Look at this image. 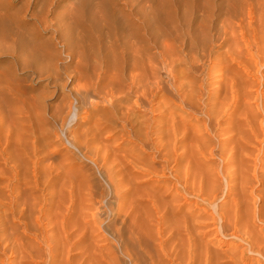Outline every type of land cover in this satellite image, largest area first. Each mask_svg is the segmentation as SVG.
<instances>
[{
	"label": "rangeland",
	"instance_id": "374dc122",
	"mask_svg": "<svg viewBox=\"0 0 264 264\" xmlns=\"http://www.w3.org/2000/svg\"><path fill=\"white\" fill-rule=\"evenodd\" d=\"M28 1L8 9L17 26L0 24V263L171 264L156 191L181 211L166 233L176 262L264 264V0ZM221 207L228 226L198 218ZM215 231L227 243L204 257Z\"/></svg>",
	"mask_w": 264,
	"mask_h": 264
},
{
	"label": "bare ground",
	"instance_id": "6f19581e",
	"mask_svg": "<svg viewBox=\"0 0 264 264\" xmlns=\"http://www.w3.org/2000/svg\"><path fill=\"white\" fill-rule=\"evenodd\" d=\"M27 2H29L28 0H27ZM33 2V1H32ZM15 3L16 2H14V0H7V2H1L0 1V24H3V26H4V24L5 23H11V24H13L14 26H17L19 23H18V19L15 17V15L14 16H12L11 17V14H9L8 13V9L9 8H12V7H14L15 6ZM18 3V2H17ZM27 4V3H26ZM31 5V4H30ZM28 8V7H27ZM252 10V9H251ZM45 11V10H44ZM253 13V12H252ZM21 16H23V15H21ZM254 16V15H253ZM30 17V16H29ZM248 17V16H247ZM22 19H23V17H21ZM34 19V18H33ZM30 20V19H29ZM40 20V19H39ZM38 20V21H39ZM48 20V19H47ZM28 21V20H27ZM37 21V23H39ZM46 21V20H45ZM24 22V21H23ZM36 22V21H35ZM248 22H249V20H248ZM21 23H22V21H21ZM28 24H29V22H27ZM45 23V22H44ZM48 23H50V22H48ZM240 24H241V22H240ZM22 25H23V23H22ZM25 25V24H24ZM27 25V24H26ZM33 25V24H32ZM34 25H36V24H34ZM49 25V24H48ZM14 26L12 27V29H11V31H10V29H9V27H8V29H7V31L4 33V37L5 38H8V37H10L12 34L10 33V32H12L13 31V28H14ZM40 26V25H39ZM60 26H62V25H60ZM240 26V25H239ZM37 27V26H36ZM120 27V26H119ZM237 27H238V25H237ZM37 28H39V27H37ZM239 28H242V27H239ZM36 29V28H35ZM45 29V28H44ZM118 29V27H117V22H115V21H113V22H111L110 23V29H109V33L111 34V37H112V39H113V42L115 43V44H117L118 43V41L122 38L123 39V34H121L120 32H119V30H117ZM229 29V28H228ZM64 30V29H63ZM253 30V29H252ZM2 31V30H1ZM128 32V31H127ZM232 32V31H231ZM238 32V31H237ZM1 33V32H0ZM240 33V32H239ZM239 33H236V34H239ZM252 33V32H251ZM3 34V33H2ZM241 34V33H240ZM55 35H57V34H55ZM247 35V34H246ZM237 36H239V35H237ZM17 38V37H16ZM241 39V38H240ZM247 39V38H246ZM1 41V40H0ZM8 41V40H7ZM14 41H15V39H14ZM14 41H12V42H14ZM243 41V40H242ZM6 42V41H5ZM48 42V41H47ZM1 43V42H0ZM7 43V42H6ZM5 43V44H6ZM129 43V42H128ZM245 43V42H244ZM4 44V43H3ZM56 46V45H55ZM247 46V45H246ZM54 47V46H53ZM66 48V47H65ZM114 49H113V52H114V50L115 51H118V48H117V46H114L113 47ZM261 47L259 46V49H260ZM119 49H121L120 47H119ZM57 50V49H56ZM51 51V50H50ZM112 51V50H111ZM132 51L133 50H125L124 52L125 53H127V52H129V53H132ZM59 52V51H58ZM47 53H49V52H47ZM46 54V53H45ZM93 54V53H92ZM179 71V70H178ZM159 88H160V86H159ZM159 90V89H158ZM158 93V92H157ZM162 98V97H161ZM166 99V98H165ZM164 98H163V100H165ZM235 99V98H234ZM163 103V102H162ZM161 103V104H162ZM169 105V104H168ZM206 105H208V104H206ZM210 106V105H209ZM152 108V107H151ZM169 108V107H168ZM207 110V109H206ZM220 110V109H219ZM217 112V111H216ZM223 112V111H222ZM228 112V111H227ZM206 113V112H205ZM214 113V112H213ZM212 112H211V115L213 114ZM219 113V112H218ZM249 113V112H248ZM230 114V113H229ZM232 114V113H231ZM210 115V112H209V116H211ZM216 115V118H219V115H218V117H217V113L215 114ZM214 115V116H215ZM222 115V114H221ZM250 115V114H249ZM214 116H213V118H214ZM244 117V116H243ZM212 118V117H211ZM246 119V118H245ZM196 120V119H195ZM214 120L216 121V119L214 118ZM183 121H185V120H183ZM212 121V120H211ZM167 122V121H166ZM171 124H172V122H171ZM249 125V124H248ZM124 126V125H123ZM122 126V127H123ZM170 126V125H169ZM219 126V125H218ZM227 126V125H226ZM125 127V126H124ZM166 127V126H165ZM175 127V126H174ZM248 127V126H247ZM171 127H169V129H170ZM173 128V127H172ZM184 128V127H183ZM197 128H199L200 129V127H197ZM230 128H231V126H230ZM249 128V127H248ZM218 129V128H217ZM220 130L222 129V128H219ZM229 129V128H228ZM171 130V129H170ZM174 130V129H173ZM223 130V129H222ZM183 131V130H182ZM204 131V130H203ZM219 131V130H218ZM166 132V131H165ZM169 131H167L166 133H168ZM176 132V131H175ZM178 132V131H177ZM202 132V131H201ZM228 132V131H227ZM194 133V132H193ZM219 133H221V131L220 132H218V134ZM135 134V133H134ZM148 134V133H147ZM173 134V133H172ZM181 134V133H180ZM197 134V133H196ZM196 134H194V135H196ZM223 134V133H222ZM145 135V134H144ZM164 135V134H163ZM167 135V134H166ZM170 135V134H169ZM203 135V134H202ZM202 135H201V137H202ZM214 135V134H213ZM221 135V134H220ZM124 136V135H123ZM136 136V135H135ZM198 136H199V134H198ZM197 136V137H198ZM209 136V135H208ZM127 137V136H126ZM138 137V136H137ZM172 137V136H171ZM171 137H170V139H171ZM200 137V136H199ZM198 137V138H199ZM200 137V138H201ZM204 137H206V136H204ZM141 139H143V138H141ZM145 139V138H144ZM174 139V138H173ZM173 139H172V141H173ZM202 139V138H201ZM149 140H150V138H149ZM164 140V139H163ZM167 140V139H166ZM203 140V139H202ZM162 141V140H161ZM182 141V140H181ZM205 141V140H204ZM139 142V141H138ZM143 142V141H142ZM151 142V141H150ZM163 142V141H162ZM179 142V141H178ZM167 143V142H166ZM185 143V142H184ZM7 144V143H6ZM155 144V143H154ZM160 144V143H159ZM159 144H158V146H159ZM168 144V143H167ZM140 145H141V143H140ZM156 145V144H155ZM164 145V144H163ZM166 145V144H165ZM189 146H190V144H189ZM223 146H224V144H223ZM139 147V146H138ZM152 147V146H151ZM169 147V146H168ZM167 148V147H166ZM142 149V148H141ZM143 149H144V147H143ZM158 149V148H157ZM171 149H173L172 147H171ZM162 150V149H161ZM163 150H165V149H163ZM142 151V150H141ZM154 151H157V150H154ZM167 151V150H166ZM177 151V150H176ZM224 151V150H223ZM163 152V151H162ZM172 152V151H171ZM174 153V152H173ZM177 153V152H176ZM153 155H154V153H152ZM175 154V153H174ZM159 156V155H158ZM232 156H233V154H232ZM231 156V157H232ZM146 157V156H145ZM151 157V156H150ZM150 157H148V158H150ZM178 157V156H177ZM152 158V157H151ZM162 158V157H161ZM166 158V157H165ZM184 158V157H183ZM142 159V158H141ZM143 159H144V157H143ZM167 160L169 159V158H166ZM245 160V159H244ZM164 161V160H163ZM184 161V160H183ZM131 162V161H130ZM158 162V161H157ZM231 162V161H230ZM142 163H143V161H142ZM150 163V162H149ZM159 163V162H158ZM202 163V162H201ZM203 163H205L204 162V160H203ZM151 164V163H150ZM156 164V163H155ZM176 164V163H175ZM232 164V163H231ZM134 165V164H133ZM168 165H169V163H168ZM181 165V164H180ZM186 165V164H185ZM187 165H189V164H187ZM203 165V164H202ZM151 166V165H150ZM152 166H153V164H152ZM184 166V165H183ZM190 166V165H189ZM204 166V165H203ZM223 166V165H222ZM138 167H140V166H138ZM148 167V166H147ZM194 167H195V165H194ZM202 167V166H201ZM231 167V166H230ZM141 168V167H140ZM158 168H161V167H158ZM157 168V169H158ZM165 168V167H164ZM168 168V167H167ZM172 168V167H171ZM174 168H175V166H174ZM183 168H185V167H183ZM189 168V167H188ZM206 168V167H205ZM203 169V168H202ZM230 169V168H229ZM143 170V173H141L142 175H144V173L146 172V174L145 175H147V174H149L148 176H149V178L151 179V180H154L155 182H158L159 180H157L156 178H153V176L155 175L154 173L156 172V171H152V170H150V169H142ZM189 170V169H188ZM199 170H200V168H199ZM207 170V169H206ZM210 170V169H209ZM182 171V170H181ZM194 171H196V170H194ZM193 171V172H194ZM183 172V171H182ZM205 173L206 172H208V171H204ZM217 172V171H216ZM216 172H213V173H211V174H214V173H216ZM231 172V171H230ZM229 172V173H230ZM157 173V172H156ZM162 173V172H161ZM188 173V172H187ZM197 173V172H196ZM225 173V172H224ZM228 173V174H229ZM257 173H259V172H257ZM184 174V173H183ZM112 175V174H111ZM110 175V176H111ZM169 175V174H168ZM188 175V174H187ZM197 175H199V173L197 174ZM215 175V174H214ZM218 175V174H217ZM137 176H139L138 174H137ZM156 176V175H155ZM159 176V175H158ZM170 176V175H169ZM183 176V175H182ZM205 176V175H204ZM231 176V175H230ZM140 177V176H139ZM165 177V176H164ZM168 177V176H167ZM178 177V176H177ZM177 177H176V179H177ZM228 177H229V175H228ZM234 177V176H233ZM235 177H237V176H235ZM256 177V176H255ZM174 178V177H173ZM172 178V179H173ZM179 178V177H178ZM185 178V177H184ZM184 178H182V179H184ZM195 178H197V177H195ZM209 178H210V175H209ZM231 178V177H230ZM141 179H143V178H141ZM205 179H206V177H205ZM229 179V178H228ZM232 179V178H231ZM264 179V178H263ZM178 180V179H177ZM237 180V179H236ZM235 180V181H236ZM243 180V179H242ZM189 181V180H188ZM214 180H212V182H213ZM239 181V180H238ZM263 181V180H262ZM178 182V181H177ZM194 182H196L195 180H194ZM204 182H206V180L204 181ZM237 182V181H236ZM242 182H244V181H242ZM246 183L245 184H247V181H245ZM175 183V182H174ZM199 183V182H198ZM264 183V182H263ZM178 184V183H177ZM189 184H190V182H189ZM195 184V183H194ZM210 184V183H209ZM213 184H215V183H213ZM237 184H239V182L237 183ZM236 184V185H237ZM175 185H176V183H175ZM186 185V184H185ZM207 185V184H206ZM232 185V184H231ZM240 185H241V182H240ZM243 185V184H242ZM249 185V184H248ZM139 186V185H138ZM151 186V185H150ZM159 186V185H158ZM181 186V185H180ZM210 186V185H209ZM211 186H212V184H211ZM230 186V185H229ZM233 186H235V185H233ZM247 186V185H246ZM154 187H156V185L154 186ZM248 187V186H247ZM151 188V187H150ZM157 188V187H156ZM177 188V187H176ZM232 188H234V187H232ZM131 189V188H130ZM164 189H166V188H164ZM197 189V188H196ZM202 189V188H201ZM206 189V188H205ZM246 189V188H245ZM253 189V188H252ZM159 190H161V189H159ZM192 190V189H191ZM198 190V189H197ZM247 190V189H246ZM251 190V189H250ZM249 190V191H250ZM168 191V190H167ZM171 191H173V190H171ZM240 191V190H239ZM125 192V191H124ZM129 192V191H128ZM133 192H134V188H133ZM150 192V191H149ZM148 191L146 192V193H149ZM156 192V191H155ZM150 192L149 194H148V197L146 198V199H149L150 200V202H151V205H152V207H153V212H154V216H153V221L151 222V223H153V228L156 230V233H157V236H156V234H155V236L157 237V240H156V242L158 241V246H159V248H161V250L164 252V254H165V256H166V260L167 261H169V263L171 262V264H179L178 262H176V256L171 252V251H169V249L167 248V242H168V240H169V235L167 234L166 235V233H167V231H168V229H171V228H173V225H172V216H175V218H180L182 215H180V213H181V211L178 209V208H175V207H173L172 205L171 206H169V204L167 203V205H166V202H164L165 203V205H163L162 203H160V200H159V197H160V195L156 192ZM164 192V191H163ZM174 192H175V190H174ZM197 192V191H196ZM247 192V191H246ZM180 193V192H179ZM210 193V192H209ZM241 193V192H240ZM138 194V193H137ZM131 195V194H130ZM176 195V194H175ZM183 195V194H182ZM197 195V194H196ZM213 195V194H212ZM241 195H242V193H241ZM159 196V197H158ZM170 196V195H169ZM246 196V195H245ZM173 197H175V196H173ZM178 197V196H177ZM189 197V196H188ZM211 197H213V196H211ZM141 198V197H140ZM176 198V197H175ZM174 198V199H175ZM184 199H182V200H184V202L188 199V198H186L185 197V195H184V197H183ZM192 198V197H191ZM214 198V197H213ZM231 198V197H230ZM243 198V197H242ZM251 198V197H250ZM124 199V198H123ZM207 199H210L209 198V196H208V198ZM247 199H248V197H247ZM14 200V199H13ZM140 200V199H139ZM148 200V201H149ZM199 200V199H198ZM243 200H244V198H243ZM252 200V199H251ZM175 201H176V199H175ZM188 201V200H187ZM252 201H254V200H252ZM189 202V201H188ZM210 202V201H209ZM233 202H234V200H233ZM237 202V201H236ZM173 203H174V201H173ZM186 203V202H185ZM243 203V202H242ZM252 203V202H251ZM184 204V203H183ZM194 204V203H193ZM150 204H149V206H151ZM249 206H250V204H248ZM185 206V205H184ZM254 206V205H253ZM178 207V206H177ZM182 207V206H181ZM185 207H188V206H185ZM190 207H192V206H190ZM197 207V206H196ZM204 207H205V205H204ZM230 207V206H229ZM247 207V206H246ZM256 207V206H255ZM41 208V207H40ZM132 208V207H131ZM151 208V207H150ZM189 208V207H188ZM198 209V208H197ZM201 209H203V208H201ZM214 210H215V207L213 208ZM181 210H182V208H181ZM210 210H212V209H210ZM249 210V209H248ZM192 211V210H191ZM217 211V210H216ZM184 212V211H183ZM195 212V211H194ZM210 212H212V211H210ZM210 212H208V210H206L205 208L203 209V211L202 212H200V214H199V216H198V218H202V219H204V222H205V220H207V219H210L211 220V222H212V224L210 223V225H213V224H218L217 223V221H221V223H225L226 221H227V217H228V211H226L225 210V208H220L219 209V211H218V218L216 219V216H214V215H212ZM185 213V212H184ZM230 213H231V211H230ZM249 213V212H248ZM261 212H259V214H260ZM206 214H208V216H205ZM233 214V213H232ZM235 214H236V212H235ZM235 214H233V215H235ZM251 214H253V213H251ZM193 215V214H192ZM256 215V214H255ZM254 215V216H255ZM147 216V215H146ZM149 216V215H148ZM237 216V215H236ZM255 217H257V216H255ZM183 218H185V215L183 214ZM249 218H250V216H249ZM145 219V218H144ZM174 219V218H173ZM146 220V219H145ZM210 220H209V222H210ZM233 220V219H232ZM235 220H236V218H235ZM234 220V221H235ZM252 220H253V216H252ZM251 220V221H252ZM187 221L188 220H186L185 219V222H186V224L184 225V229L186 230V235H187V242H188V244H186L187 242H185V244L186 245H188L189 247H190V250L193 248L194 250H198V246H199V241H197L198 239V237L199 236H196L195 235V231H194V229H192L191 228V226L187 223ZM202 222V221H201ZM245 222V221H244ZM248 222V221H247ZM253 222V221H252ZM150 223V224H151ZM198 223V222H197ZM223 223V224H224ZM232 223V222H231ZM173 224H175V223H173ZM194 224H195V222H194ZM234 224V223H233ZM247 224V223H246ZM152 225V224H151ZM201 225H203V224H201ZM207 225V224H206ZM218 225H221V224H218ZM225 226L227 225V222H226V224H224ZM223 225V226H224ZM237 225V230L238 229H240L239 228V226H240V224H236ZM239 225V226H238ZM43 226V225H42ZM228 226V225H227ZM232 226V225H231ZM235 226V225H234ZM246 226V225H245ZM259 226V225H258ZM135 227V226H134ZM198 227V226H197ZM199 227H200V225H199ZM208 228H213V229H218L219 227H216V225L214 226H207ZM233 227V226H232ZM241 227V226H240ZM243 227V226H242ZM200 228H204V227H200ZM206 228V227H205ZM260 228V227H259ZM262 228V227H261ZM199 229V228H198ZM207 229V228H206ZM204 229L203 230V232L206 234V232L205 231H209L210 229ZM234 229V228H233ZM232 229V231L234 232V230ZM258 229V228H257ZM150 230V229H149ZM148 230V231H149ZM177 230H179V229H177ZM248 230V229H247ZM246 230V231H247ZM145 231V230H144ZM174 231H175V229H174ZM240 231V230H239ZM238 231V232H239ZM261 231V230H260ZM259 231V232H260ZM153 232V231H152ZM201 232V231H200ZM203 232H201V233H203ZM218 232V231H217ZM217 232L215 231L214 233H213V235H211L210 237H208V241L207 242H205L204 244H203V247L202 248H204V254H203V256L205 257V252H206V254L207 253H209L210 254V252H211V247H210V245L212 244V245H214L213 244V242H216V244L218 245V246H220V245H224V244H226L227 242L225 241V240H223V239H216L215 241L213 240V239H215L216 238V236H217ZM232 232V233H233ZM237 232V231H236ZM236 232H234L233 233V236H234V238H240L241 237V235H240V233H236ZM241 232H242V230H241ZM251 232V231H250ZM257 232V231H256ZM150 233H151V231H150ZM178 233V232H177ZM231 233V234H232ZM244 233H245V231H244ZM153 234V235H154ZM211 234V233H210ZM249 234V233H248ZM247 234V236H246V234H245V238L244 239H246V242H249L250 244H249V246H256V237H254V236H252V235H248ZM259 234V233H258ZM260 234H261V232H260ZM145 235V234H144ZM200 235V234H199ZM254 235V234H253ZM140 236H141V234H140ZM147 236V235H146ZM201 236V235H200ZM203 236V235H202ZM262 236V235H261ZM150 237V236H149ZM173 237V236H172ZM46 239H47V237H46ZM153 239V238H152ZM156 239V238H155ZM202 239V238H201ZM259 239V238H258ZM150 241H151V239H150ZM213 241V242H212ZM152 242V241H151ZM155 243V242H154ZM261 243V241H259V244ZM255 244V245H254ZM7 245V244H6ZM179 245H181V244H179ZM258 245V244H257ZM217 246V247H218ZM232 246V245H231ZM230 246V247H231ZM234 246H235V244H234ZM262 246V245H261ZM154 247V249H155V246H153ZM183 247V246H182ZM188 247V248H189ZM192 247V248H191ZM213 247H215V246H213ZM236 247V246H235ZM237 247H238V245H237ZM235 248V249H238V248ZM245 247V246H244ZM257 247V246H256ZM260 247V246H259ZM262 247H264V246H262ZM3 248V247H2ZM7 248V247H6ZM181 248V247H180ZM200 248V251H201V246L199 247ZM219 248V247H218ZM171 249V248H170ZM187 249V248H186ZM205 249H207V251L205 250ZM225 249V248H224ZM224 249H222L223 250V252H224ZM231 249H232V247H231ZM233 249H234V247H233ZM252 249V248H251ZM156 250V249H155ZM221 250V249H220ZM257 250H258V248H257ZM2 251V250H1ZM27 251V250H26ZM177 251V250H176ZM182 251V250H181ZM203 251V250H202ZM229 251V250H228ZM224 252L225 253V256L227 257V258H229L231 261H233L234 260V255L232 254L233 252ZM238 251L239 250H237V253H238ZM253 251H255L254 253H256V249L254 250L253 249ZM252 251V252H253ZM8 252V251H7ZM157 252V251H156ZM192 252V251H191ZM223 252H221V251H219V252H217V257H220L221 255L222 256H224V254H223ZM234 252H235V250H234ZM240 252V251H239ZM261 252V251H260ZM198 253V252H197ZM215 255V252H211V256H213V254ZM220 253H221V255H220ZM237 253H236V255H237ZM249 253V252H248ZM251 253V252H250ZM259 253V252H258ZM257 253V254H258ZM6 254V253H5ZM260 254V253H259ZM10 255H11V253H10ZM201 255H202V252H201ZM261 255V254H260ZM160 256V255H159ZM195 256V255H194ZM208 256V255H207ZM210 256V255H209ZM224 256V257H225ZM1 257V256H0ZM164 257V256H163ZM203 257V258H204ZM216 257V258H217ZM2 258V257H1ZM183 258V257H182ZM193 257L191 256L190 257V259H192ZM261 258V257H260ZM207 259H208V257H206V259L205 260H203L202 262H204L205 263V261H207ZM235 259H236V257H235ZM149 260V259H148ZM241 260H242V258H241ZM237 262H238V260H236ZM255 261H257V260H255ZM0 262H2V259L0 260ZM7 262H9V261H7ZM208 262H210V259L207 261V263ZM215 262V261H214ZM234 262V261H233ZM264 262V261H263ZM151 263V262H150ZM241 263V262H240ZM1 264V263H0ZM242 264V263H241ZM257 264V263H256Z\"/></svg>",
	"mask_w": 264,
	"mask_h": 264
}]
</instances>
